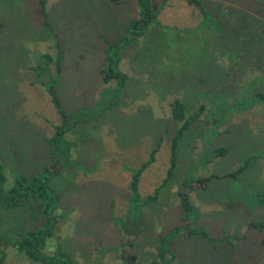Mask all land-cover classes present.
<instances>
[{
	"label": "rangeland",
	"instance_id": "rangeland-1",
	"mask_svg": "<svg viewBox=\"0 0 264 264\" xmlns=\"http://www.w3.org/2000/svg\"><path fill=\"white\" fill-rule=\"evenodd\" d=\"M158 1L161 9L140 37L109 50L127 77L118 93L117 82H103L100 69L108 43L130 36V22L140 17L137 0H46L62 53L58 75L53 62L48 72L32 70L56 52L40 0H0L4 191L17 174L50 165L48 184L60 198L49 214L55 219L45 256L61 252L79 264H151L160 255L163 264H264V230L251 225L264 222V97L256 96L264 94V34L257 31L264 2L202 0L201 13L185 0ZM53 78L70 123L84 122L66 132L50 157L48 139L62 123L45 87ZM175 97L188 116L201 104L204 109L177 140L173 176L145 203L167 175L179 126L171 116ZM156 146L131 200L133 174ZM218 147L229 151L214 158ZM246 160L236 177L190 189L198 178L224 175ZM181 182L195 208L191 227L206 230V237L172 234L185 222L176 194ZM45 222L35 197L0 208L3 264H53L30 261L15 245L28 231H45Z\"/></svg>",
	"mask_w": 264,
	"mask_h": 264
},
{
	"label": "trees",
	"instance_id": "trees-1",
	"mask_svg": "<svg viewBox=\"0 0 264 264\" xmlns=\"http://www.w3.org/2000/svg\"><path fill=\"white\" fill-rule=\"evenodd\" d=\"M115 3H122L124 0H110ZM189 5H195L201 13H205L202 0H185ZM263 1L264 0H260ZM138 5L140 7V17L138 19H134L130 22V36L120 39L117 43L113 45H107V62L104 66L100 69V74L102 77L103 82L107 83L111 80H115L117 82V88L115 92L120 93V90L124 87L125 83L127 82V77L121 70L117 68L119 63V56L109 55V50L112 47L123 48L128 46L130 42L135 41L139 38L143 33L144 30L154 22L157 12L161 9L162 3L158 0H137ZM45 3L46 0H40L41 6V13L43 15L42 25L45 27L47 35L51 36L54 39L55 45V58L50 55V53L45 54L44 58V66H37L32 67V70L42 69L48 72V66L51 62L55 64V71L58 75L61 71V48L60 43L57 40V36L55 32L50 27V24L45 16ZM261 30L262 34H264V19L259 21V26L257 27V31ZM55 78L53 80L45 82L46 91L51 97V101L53 105L56 107L57 111L59 112L62 123L56 127L53 135L51 138L48 139V147H50L49 156H53L57 153V150L60 148L61 143H63V137L65 136L66 132L70 130V128L77 123L84 122L83 120L75 121L74 123H70V118L72 114L66 113L61 106L60 100L55 90L56 86ZM43 84V83H42ZM44 86V85H43ZM119 98V94L117 95ZM256 96L264 97V94L257 93ZM171 116L174 121L179 123V126L176 130V133L172 137L171 146H170V154H169V166L167 169V175L163 178L161 185H159L154 194L148 195L144 198L143 202H148L151 200H155L157 198L158 189L167 183L169 179L173 176L174 169L177 163V156H176V145L178 138L183 134V132L189 128L194 120H196L200 113L203 111L204 106L201 104L196 110H194L189 116L186 114L185 104L183 101L175 97L171 102ZM158 150V147H154L151 150L150 157L148 160L141 163V165L135 170L132 181L130 182V192L132 194V198L136 197L137 190H138V181L139 176L144 169H146L151 162L154 161V156ZM229 149L227 147H218L211 150L212 157H219L222 155L227 154ZM60 153L64 154L66 151H60ZM248 160H246L242 165H240L237 169L232 172L225 173L224 175H210L202 178H198L197 182L193 183V187L190 189H195L198 187H206L207 183L212 178H221L223 176H230L236 177L238 173L243 171L247 166ZM51 168L50 165H45L39 173H36L31 176H25L21 174H17L15 177L14 185L8 190L4 191L3 182L5 180V176L2 171V166L0 164V208H16L22 200H25L30 197H35L37 200L43 203V215L45 216L46 222L44 224V229L35 230V231H28L21 235V239L17 242L16 249L23 253L30 261L34 262H41V263H53V264H79L71 260L65 254L59 252L58 257L54 256H45L41 253V249L45 246L44 239L51 233V224L54 223L53 216H49L51 210L56 209V203L58 202L60 196L56 193L48 184L49 178L51 175ZM188 184L181 182L180 185L176 187V194L179 197L180 206L182 210L181 217L185 220L184 223L176 226L172 230V234L175 236H179L180 238L189 237L192 234H197L202 237H206L207 233L204 229H195L193 226L191 227V221L193 219H189V215L194 213V206L189 199V194L186 189ZM5 205V206H4ZM190 220V222H189ZM255 227H260L261 231L264 230V222H260L258 224H251ZM161 261L157 259L153 260L151 264H163L167 258H164L160 255ZM4 259L0 256V264H3ZM170 263V260H168ZM166 263V262H165ZM168 263V262H167Z\"/></svg>",
	"mask_w": 264,
	"mask_h": 264
},
{
	"label": "flooded vegetation",
	"instance_id": "flooded-vegetation-1",
	"mask_svg": "<svg viewBox=\"0 0 264 264\" xmlns=\"http://www.w3.org/2000/svg\"><path fill=\"white\" fill-rule=\"evenodd\" d=\"M131 260V259H130Z\"/></svg>",
	"mask_w": 264,
	"mask_h": 264
}]
</instances>
